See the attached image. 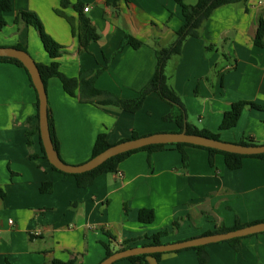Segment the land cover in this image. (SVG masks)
Wrapping results in <instances>:
<instances>
[{
    "label": "crops",
    "instance_id": "0c3cea01",
    "mask_svg": "<svg viewBox=\"0 0 264 264\" xmlns=\"http://www.w3.org/2000/svg\"><path fill=\"white\" fill-rule=\"evenodd\" d=\"M188 0H184L186 4ZM12 0L0 30V47H23L36 63L52 62L38 32L23 21L22 11L39 16L46 32L62 46L60 71L75 77L81 70L106 69L96 86L122 99H134L156 72L155 42L169 48L183 25L176 0ZM95 26L100 39L79 51V40L61 10L78 30L79 12ZM88 7V12L84 8ZM264 0H248L213 11L200 38L190 37L179 56L171 58L166 75L182 97L191 123L220 134V140L239 143L244 136L264 143V110L245 108L236 127L220 131L224 113L233 103L252 102L264 107V47L254 38ZM128 34L144 43L118 52ZM209 47V49H206ZM48 103L62 159L73 165L90 160L96 137L105 133L111 143L131 136L177 132L163 120L171 106L156 93L135 114L114 107L101 108L69 96L57 77L47 82ZM36 92L19 66L0 62V264H52L53 260L99 264L103 243L112 249L126 239L133 246L169 229L164 243L202 236L218 226L231 227L264 220V160L243 159L230 170L221 154L209 162L206 149L186 146L188 170L175 146L149 155L132 154L117 173L99 175L80 189L74 176L52 169L41 153L39 134L28 143L29 118H36ZM37 121H33L35 124ZM52 182L51 193H42ZM152 209L155 219L141 223L139 211ZM12 221V223H10ZM180 221L174 229L172 223ZM108 235L115 238L111 240ZM113 241V242H112ZM237 248H236V247ZM208 264H264V232L205 246ZM198 251L185 249L148 256L147 264H199ZM116 264H133L119 260Z\"/></svg>",
    "mask_w": 264,
    "mask_h": 264
},
{
    "label": "trees",
    "instance_id": "16d2710c",
    "mask_svg": "<svg viewBox=\"0 0 264 264\" xmlns=\"http://www.w3.org/2000/svg\"><path fill=\"white\" fill-rule=\"evenodd\" d=\"M176 1L180 4L182 8V15L184 19L183 25L176 32V39L169 48L160 47L158 43L155 42L154 48H155L156 57H157L156 72L154 76L152 77V79L149 81V83L140 90L139 95L134 99H122L107 91L101 90L96 86L97 78L106 69L108 63L102 68L81 70L79 74L75 77H70L64 74L63 72H61L60 64L57 61V59L63 53L62 46L59 43H57L46 32L41 19L35 13L22 11L17 16L15 22L17 23L19 21H23L26 24L32 26L38 32L46 52L49 54L50 58L52 59V62L49 65L36 63L39 68L46 91H47L48 80L52 77H57L62 82L64 91L69 96L77 98L80 102L92 104L94 106L101 107V108L114 107L124 112L131 113V114H135L139 112L140 110H142L144 102L146 98L148 97V95H150L151 93H156L164 102L168 103L171 106V111L166 116L163 117V120L168 121V122H174L178 127L177 132L183 131V129L186 127L188 134L201 135V136L213 138L216 140H220L219 133H213L209 130L198 128L196 125L189 122L186 105L182 97L175 90V88L171 85L170 78L169 76L166 75L165 70L171 58L175 56H179L181 54L182 46L188 38L190 37L200 38L201 37L202 32L204 30V26L214 10L222 6L233 5V4H237L241 2L244 3V2H247L248 0H197V2L193 5L186 4L184 0H176ZM61 4H62V7H65L66 5H68L66 0H62ZM75 8L79 12L77 32L75 31V27L73 26L72 18L64 15V13L61 10H56V13H58L59 15H63L69 21L73 29V34H76L79 40V51L84 52L86 51L89 43L93 41H98L100 39V35L98 34L95 26L92 24L90 19L87 18L85 15H83V9L80 8L79 6H76ZM11 10H12V0H0V30L6 25V22L4 19L5 13ZM254 42L256 46L264 47V11L258 19V27H257L256 35L254 38ZM128 45L134 49H137L143 46L144 43L132 37L131 35L126 34L122 40L120 47L118 48V52L123 50ZM16 48L25 50L21 46H17ZM206 49H209V47H207ZM0 62L12 63L22 68L26 72L29 78L30 85L36 92V102L34 106H35L37 115L35 119L29 118V128L27 130V138H28V143H31L30 139L32 135L35 133L39 134L41 153L43 157L47 159L44 147L42 145L40 133H39V123H38L39 100H38L37 91L32 83L31 76L28 70L26 69V67L17 59L0 57ZM247 107L258 109V110H264L263 106L252 103V102L239 101V102L233 103L230 110L224 113L219 130L226 131V130H230L236 127L241 117L242 111ZM48 112H49V127H50L51 138H52L55 149L57 150V152L59 153V156L61 157L60 146H59L58 139L56 137L54 120L52 118V113H51L49 103H48ZM34 120L37 121L35 124L33 123ZM147 135H150V134H147ZM143 136H146V135H143ZM139 137H142V135H140L136 131H133L130 137L121 139L116 143H111L108 140V136L105 133H99L93 145L92 155L90 159L102 153L103 151H105L112 145H115L117 143H120L126 140L136 139ZM239 144L260 145L264 143L257 142L251 137L244 136L240 140ZM167 146H175L180 151L182 155L183 168L185 171L188 170V166L190 162L189 156L187 155L184 149L186 146H193V147L206 149L209 152V162L211 165L214 164V161H213L214 155L216 154L223 155L225 158L226 166L230 170L240 169L243 164V159L246 157H256V158H260L264 160V154L240 155V154H234V153H229V152H223V151L212 149V148L196 146L192 144L177 143V144L150 145L147 147H143L141 149L126 152V153L120 154L118 156H115L107 160L104 164H102L95 170L82 173V174H67V173L57 170L51 164L50 165L53 170L58 171L65 176H68V175L74 176L76 179L78 188L86 189L94 183L95 179L99 175L105 174V173H117L121 162L127 159L132 154L140 152V151H146L149 153V155H151L152 153L156 151L164 150ZM52 189H53L52 182H44L42 183L40 187V191L42 193H51ZM138 219L141 223L150 224L155 219L154 211L152 209H142L139 211ZM262 221L264 220H257L253 222L242 223L239 219H236V222L233 226L227 227L225 225H220L214 231L205 232L202 236L217 234V233H225V232L237 230V229H240V228L252 225V224H256ZM172 226L174 229H177L180 226V221L173 222ZM168 235H169V229H164L151 236H145L143 239H145L146 242H144L142 245L162 244L163 239L166 238ZM108 236L110 237L111 240L115 241V238L113 236L111 235H108ZM241 239L242 238H235V239L228 240L227 242L237 243ZM134 241H137V240L136 239L123 240L122 242L118 244L117 248L115 249H112L109 244L103 243V246L106 252L105 258L109 257L110 255H112L113 253L117 251H121V250L128 249L130 247H134L133 246ZM189 249H194L198 251L199 264H208L209 255L205 251V246L193 247ZM184 250H179L175 252H181ZM161 254L163 253H155L151 255H139V256L125 258L123 260H128L133 264H147L145 260L148 256L159 257L161 256ZM117 262H115L114 264H116ZM52 264H76V261L70 260L67 262H63L61 260H53Z\"/></svg>",
    "mask_w": 264,
    "mask_h": 264
},
{
    "label": "water",
    "instance_id": "95a60500",
    "mask_svg": "<svg viewBox=\"0 0 264 264\" xmlns=\"http://www.w3.org/2000/svg\"><path fill=\"white\" fill-rule=\"evenodd\" d=\"M0 57L17 59L28 70L39 100L38 123L42 145L49 163L61 172L67 174L90 172L115 156L157 144L185 143L240 155L264 154V144L242 145L239 143L225 142L201 135L188 134L185 127L181 132H157L136 139L126 140L110 146L108 149L85 163L78 165L68 164L59 156L51 138L48 96L36 61L27 51L15 47H0ZM262 232H264V221L225 233L204 235L174 243L130 247L113 253L109 257L103 259L99 264H114L119 260L133 256L175 252L193 247L206 246L208 244L224 242L235 238H244Z\"/></svg>",
    "mask_w": 264,
    "mask_h": 264
},
{
    "label": "rangeland",
    "instance_id": "374dc122",
    "mask_svg": "<svg viewBox=\"0 0 264 264\" xmlns=\"http://www.w3.org/2000/svg\"><path fill=\"white\" fill-rule=\"evenodd\" d=\"M197 0H188L187 3H191L192 5L195 4ZM166 72V71H165ZM188 112V111H187ZM193 116L188 112V120L189 122L192 121Z\"/></svg>",
    "mask_w": 264,
    "mask_h": 264
},
{
    "label": "built area",
    "instance_id": "2783aa9c",
    "mask_svg": "<svg viewBox=\"0 0 264 264\" xmlns=\"http://www.w3.org/2000/svg\"><path fill=\"white\" fill-rule=\"evenodd\" d=\"M88 10H89L88 7L84 8V12H88ZM10 223H12V221H10Z\"/></svg>",
    "mask_w": 264,
    "mask_h": 264
}]
</instances>
